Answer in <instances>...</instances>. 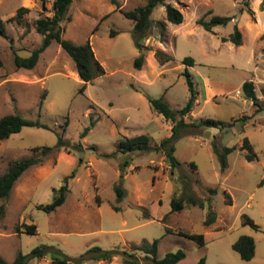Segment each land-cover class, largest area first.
<instances>
[{"label":"rangeland","instance_id":"obj_1","mask_svg":"<svg viewBox=\"0 0 264 264\" xmlns=\"http://www.w3.org/2000/svg\"><path fill=\"white\" fill-rule=\"evenodd\" d=\"M145 1L71 2L70 19L61 22L62 35L77 43L89 40L104 67L81 90L84 81L55 40L40 53L34 67H16L13 61L14 51L28 56L40 44L42 35L33 21L52 14V0H0V17L5 21V34L0 33V116L18 112L47 125H23L0 138V174L16 158L41 155L32 146L56 144L59 132L81 143L77 149L60 147L44 155L41 163L22 172L7 196H0V255L6 260L42 243L77 255L92 244L131 249L133 243L158 238V257L184 250V257L174 264H199L202 256L204 264H264V31L260 34L264 0H166L182 11L183 20L169 21L159 4L150 14L145 35L136 42L133 20L121 9ZM20 5L29 8L24 13L28 26L9 19ZM212 14L232 18L206 30L197 20ZM159 20H164V29ZM235 26L241 30L242 43L222 40ZM156 49L172 58L161 63ZM139 54L144 56L141 68L133 62ZM185 56L194 63L183 62ZM186 67L197 98L184 119L213 117L225 124L180 129L174 139V153L181 160L176 167L170 166L161 150H118L119 139L127 136L148 133L153 146L171 133L172 120L156 111L148 97L162 96L172 108L181 107L190 96ZM245 79L255 81L262 108L256 110V104L242 94ZM243 114L250 116L243 119ZM244 137L256 153L252 160L245 158ZM213 142L219 147L235 146L227 154L224 170ZM65 177L69 186L65 200L53 210L38 208V203L52 201L54 189ZM116 186L124 191L121 197ZM175 195H193L202 205L184 201L182 209L171 210ZM210 209L215 219L207 224L204 219ZM246 217L259 228L243 222ZM22 222L35 223L36 232L23 226L16 230ZM166 225L171 231H166ZM179 230L203 233L204 243ZM241 234L255 240V254L249 259L232 247ZM28 264L55 263L49 251L31 257ZM81 264L124 263L117 254L110 261ZM139 264H146L143 258Z\"/></svg>","mask_w":264,"mask_h":264},{"label":"trees","instance_id":"obj_2","mask_svg":"<svg viewBox=\"0 0 264 264\" xmlns=\"http://www.w3.org/2000/svg\"><path fill=\"white\" fill-rule=\"evenodd\" d=\"M73 0H52V14L51 15H40L33 21L34 27L37 32L42 35L40 44L33 48L28 56H21L14 51L13 61L16 67L32 68L36 65L40 53L55 40L60 46L69 54L72 58L76 72L80 79L84 82L81 85V90L84 89L85 83L91 80L98 74L104 72V67L101 62L95 57L92 45L89 40L81 43L74 42L73 40L66 38L62 35L63 26L61 24L64 19H70V15L67 14L68 8ZM164 5L166 18L174 23H179L183 20L182 11L166 0H146L144 3L136 5L131 9H121V12L128 18L133 20V32L137 34L136 42H139L140 37L144 36L146 30L151 24L150 14L153 8L157 5ZM29 8L24 5H20L16 8L15 13L9 17L10 20H14L17 24H23L28 26L29 21L25 18L24 13L28 12ZM232 16L212 14L208 19L204 17L198 18L197 22L202 25L206 30H212V27L216 24H225ZM161 29H164V20L158 21ZM0 33L5 34V21L0 17ZM111 34H115L111 31ZM242 33L238 26H235L234 30L227 36H222V40H231L235 44L242 43ZM264 37V33L262 34ZM264 52V49H263ZM155 55L161 63L172 58V56L160 49L155 50ZM134 66L141 68L144 62V56L142 54L137 55L134 58ZM183 62L186 64H193L194 59L191 56L183 57ZM2 60L0 58V65ZM187 85L190 90V96L188 100L179 108H172L168 102L162 97H148L151 106L158 112L162 113L166 119L172 120L171 133L160 139L158 143L151 146L150 135L148 133H140L132 136H127L119 139L118 150L122 152H128L138 149H150L161 150L171 167H176L181 164V160L175 155L174 139L177 132L187 126H218L225 124L222 120L205 117L198 121H186L184 115L192 110L193 103L197 98V92L195 90V83L193 82L191 73L187 69H184ZM255 81L253 79H245L241 84L242 94L251 99L253 104H256L255 109L262 108L259 102L258 96L255 91ZM42 101H40V105ZM249 114H243L242 118L246 119ZM232 119L228 124L233 123ZM23 125H36L47 127L46 124L39 120L30 119L24 117L18 112H8L0 116V138H5L11 133L18 131ZM86 130L81 134L83 135ZM80 142H71L65 138L64 132L58 133V140L54 145H34L32 149L34 151L40 150L41 155H30L26 157L16 158L11 161L9 166L4 172L0 174V196H7L15 183L16 179L22 174V172L29 166L41 163L43 156L51 151L58 150L60 147L80 148ZM213 150L217 153L220 161L221 169L224 170L227 167V154L235 148V146H223L219 147L216 142L212 143ZM242 146L247 148L248 152L245 154L247 160H252L256 157V153L253 151V145L247 137H244ZM128 163L127 160L124 161ZM191 164L195 167L196 164L191 161ZM68 180L64 178V182L54 190L53 199L49 203H38V208L44 210H53L56 206L61 204L65 200L66 192L68 191ZM116 193L121 197L124 193L122 187H115ZM211 192H215V187H210ZM184 201L192 202L193 204L198 203L202 205V201H199L193 196L188 195L186 198L180 195L173 196L171 199V210H180L184 207ZM118 209L117 205L113 206ZM215 219V211L210 209L204 219L205 223H210ZM245 223H250L253 227L259 228V225L253 221L250 217L244 219ZM23 226L27 232L34 233L37 230L35 223L22 222L21 225H16V230H21ZM166 231H171V227L166 225ZM180 234H183L189 238L196 240L198 243H204V234L187 232L179 230ZM157 242L158 238H154L151 242L143 241L139 244L133 243L131 249L114 245L109 248H103L98 244H92L86 247L83 251L77 255H70L63 252L60 249L53 247L48 244H39L32 247L29 253H23L18 251L11 261L6 260L0 255V264H28L31 257H42L45 253L51 251L53 254V261L55 264H81L89 261L105 260L110 261L115 255H120L121 260L124 264H139L144 259L146 264H174L184 257L185 252L183 249L178 248L176 250L167 251L163 256H157ZM232 247L238 251L240 256L245 259L251 258L255 254V240L249 234H241L232 243ZM139 250L143 255H137L136 251ZM204 264V256H202L198 262Z\"/></svg>","mask_w":264,"mask_h":264},{"label":"crops","instance_id":"obj_3","mask_svg":"<svg viewBox=\"0 0 264 264\" xmlns=\"http://www.w3.org/2000/svg\"><path fill=\"white\" fill-rule=\"evenodd\" d=\"M253 27H251V29H252ZM264 30H262L261 32H260V34L263 32ZM256 32V31H255ZM256 34H257V36H258V33L256 32ZM260 36V35H259Z\"/></svg>","mask_w":264,"mask_h":264}]
</instances>
